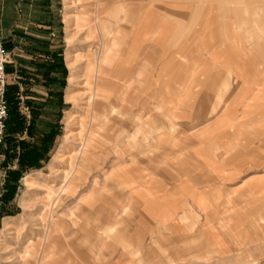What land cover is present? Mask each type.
<instances>
[{"label":"rangeland","instance_id":"1","mask_svg":"<svg viewBox=\"0 0 264 264\" xmlns=\"http://www.w3.org/2000/svg\"><path fill=\"white\" fill-rule=\"evenodd\" d=\"M97 1H88L87 7L76 0H0V46L9 56L8 85L18 87L19 108L27 120L25 102L40 107L31 137L23 134L20 139L37 145L42 139L47 141L39 166L21 173L16 160L5 162L6 133L3 135L0 232L4 221L10 230L0 235V264H264V122H255L260 115L236 114V128L200 140L203 123L211 122L213 115L197 113L202 95H210L203 101L206 106L228 105L233 101L228 95L241 84L224 66H215L213 60L203 57V49L210 48L212 42L200 40V26L214 11L218 21L215 47L227 49L229 34L239 39L247 36V27L258 25L264 3L111 0L102 7ZM120 3L125 12L133 9L138 22L135 54L126 65L133 80L124 92L125 102L118 100L119 88L107 99L119 124L105 146L113 147L118 136L120 158L107 153L96 158L75 197L63 196L53 208L50 215L56 225L47 239L38 220L41 201L61 182L54 177L55 170L74 169L78 155L70 151L79 146L70 147V143L88 136L91 107L99 103L97 97L89 96L82 76L76 86L68 81L66 60L67 52L85 55L87 47L96 52L99 41L95 39L84 48L87 27H81L74 31V45L68 46L65 18L83 14L92 24L96 19L111 20ZM224 8L233 11L226 15ZM121 18L120 25L128 32L127 18ZM228 24L236 31L225 27ZM166 28L167 39L161 41ZM249 43L238 41L237 56L232 60L251 73L250 62L246 64ZM76 59L83 64V56ZM44 64L54 68H43ZM130 80L131 76H126L120 84ZM71 114L78 118L69 126ZM160 129L167 131L166 160L162 161L157 150L151 154L153 162L148 163V154H143L145 143L159 146ZM72 132L78 133L77 137ZM134 132L137 146L133 161V150L128 152L126 141ZM219 167L226 172H210ZM113 169L119 178L110 176L104 183L101 172ZM94 179L97 184L92 187ZM132 179L134 187L148 181L162 191L156 194L149 214L139 202L127 199L131 191L123 183ZM90 188L95 190L96 203L79 204L78 198ZM199 197L206 200L204 211L195 203ZM109 228L112 232L104 233ZM118 235L130 248L111 240Z\"/></svg>","mask_w":264,"mask_h":264},{"label":"crops","instance_id":"2","mask_svg":"<svg viewBox=\"0 0 264 264\" xmlns=\"http://www.w3.org/2000/svg\"><path fill=\"white\" fill-rule=\"evenodd\" d=\"M90 0H76V3L80 6H89ZM111 0H98V4L101 3L102 7L107 5V3ZM247 1H260L264 3V0H247ZM87 3V4H85ZM97 6V5H96ZM263 13H264V9ZM233 11V9L224 8L222 10L223 14L229 15V13ZM228 13V14H227ZM209 14H213L208 16ZM208 17L204 20V23L200 26V32L197 33L202 36V39L205 42H212L210 48H204L203 57L209 58L213 60L215 66L222 65L226 70L234 76L235 80L239 81L240 88L235 90L230 95V98H233V101H230L228 105L218 106V103L211 107L206 106L204 99L206 97H210V95L204 94L202 97L204 98L200 105H198L197 113L198 114H209L213 115V120L211 122H204V130L198 134L200 140H208L214 135L216 136L219 132L230 130L236 128V114H254L260 115L256 116L255 122H264V37L260 36L264 35V16L260 21H258L257 26L247 27V31L245 33V37H240L239 39L233 37L229 34L228 42L229 47L226 49L225 47H215V35L217 34L216 25H217V16L214 11L212 13L209 12ZM127 18V23L129 24L128 32H125L123 27L120 25L121 16ZM72 17L68 16L65 18L66 23V42L68 46L74 45L76 42L77 33L74 32L76 28L87 27L83 36V41H85L84 48L91 45L92 41L98 39L99 41V49L95 52L87 47L85 49V55H79L77 52H67L66 60H67V69L69 70V78L68 81L71 80L74 83V86L78 84V80L80 76L83 77V84L87 87V91L90 92L89 96L97 97L99 99V103L96 106L91 107L92 117L89 118V123L91 124L90 132L88 136L83 137L80 141L79 138L76 140L80 142L70 143V147H78L77 150H71L72 155H78L74 160V169L73 170H55L57 172H53L55 174L54 177L61 179L60 184L58 186L52 187L49 189L46 197H44L41 201V211L38 215L40 226L43 228V234L48 239L49 235L56 225L55 220L50 215L53 211V208L61 201V197L65 196L66 198L75 197L80 186L85 184V172L89 170H93L92 164L96 160V158H101L102 154L108 155L112 154L116 158H120L121 152L118 150L120 146L118 141V136L114 138L113 147L107 148L105 146L110 142L111 136L113 135L114 130L118 127L119 121L115 119L114 113L115 108L108 104V98H110V93H115V90L119 88L121 93H119L118 100L125 102V94L128 86L133 80V72L126 69V65H129L134 57L135 48L137 43V30H138V22L136 21V15L133 12V9L125 12V8L123 4H117L114 7V10L111 14L113 19H96L95 21L89 22L88 20H84L82 18L83 14H73ZM90 24H92L90 26ZM232 25L228 24L225 26L229 29H233ZM246 30V29H245ZM163 31V30H162ZM236 31V28L233 29ZM167 28L162 33L160 39L161 41H165L167 39ZM232 33L233 32H229ZM250 42L247 44L249 47L246 52L249 57L246 64L249 62L252 66L251 73L243 69V64L240 62L237 63L233 61V58L237 56V44L238 41ZM234 45V47H231ZM74 47V46H73ZM90 52V54H89ZM245 54V56H246ZM241 55H244L241 53ZM83 56V64L81 65L80 61L77 60V57ZM219 58L221 61L218 63L215 60ZM71 59V60H70ZM203 64H206L204 61ZM262 68V69H261ZM81 71V72H80ZM82 73V75H81ZM250 73V74H249ZM255 73V75H254ZM130 77L131 80L127 83L120 84L121 80L124 77ZM72 87V86H71ZM123 87V88H122ZM74 90V89H73ZM88 96V97H89ZM115 96V95H114ZM214 96V95H213ZM71 101V100H70ZM219 102V101H218ZM85 110H88L85 108ZM96 111V113L94 112ZM95 113V115H94ZM162 113L166 115L167 111L165 109L162 110ZM86 114V113H85ZM164 115V116H165ZM71 119L69 121V126L74 122L78 116L71 114ZM84 118V117H83ZM85 119V118H84ZM79 123H81L79 121ZM94 124V125H93ZM94 128V130H93ZM168 129V128H165ZM99 131V132H98ZM160 136H162V140L158 144L155 142L153 145L152 142L148 141L145 143L146 150L143 154L147 155V162H153V158L151 154L160 150V157L162 161L166 160V134L167 131L160 129ZM152 133V132H151ZM71 134V133H70ZM78 134V133H77ZM77 134L72 135L76 136ZM136 133L134 132L131 136L127 137L126 144L128 145V152H132L133 150V161L136 159ZM77 137V136H76ZM153 136L149 138L153 140ZM68 136L64 137V140L67 141ZM106 142V143H104ZM162 143V144H161ZM104 150V152H102ZM74 152V153H73ZM226 153V152H225ZM59 154L56 156L58 159ZM60 165V163H59ZM89 169V170H88ZM95 170H98V166H94ZM59 170V171H58ZM117 171V170H116ZM165 171V168L163 169ZM210 172L215 174L225 173L226 170L224 167H219L218 169H210ZM68 173V175H64ZM115 169L110 172H101L103 177V182L106 183L109 181V177H116L114 175ZM26 176L27 184H31V180ZM92 187L97 184V181L94 179L92 182ZM136 181L132 179L129 182L123 183V186L126 188H130L131 194L128 195L127 199L135 200L139 202L148 214L151 212L152 206L156 202V194L162 192L160 190H156L152 187V184L148 181L143 182L142 186L134 187ZM26 185V183H25ZM95 190L90 188L85 195H81L78 198V203L85 206H90L95 202L94 195ZM230 198H226L227 203ZM195 203L199 208L203 211L206 210V200L202 197H199L195 200ZM7 225V226H6ZM10 226L4 221L3 230L0 232V235L4 233V231H8ZM112 228V227H111ZM112 232L110 228L104 231V233ZM112 241H115L122 248H130V246L124 242L118 235L111 237ZM3 241V239H2ZM2 247V245H0ZM132 254H135L133 252Z\"/></svg>","mask_w":264,"mask_h":264},{"label":"trees","instance_id":"3","mask_svg":"<svg viewBox=\"0 0 264 264\" xmlns=\"http://www.w3.org/2000/svg\"><path fill=\"white\" fill-rule=\"evenodd\" d=\"M42 67L48 69L54 68L50 64H44ZM18 97V87L16 85H7L5 92L7 116L4 125L6 149L3 154L6 164H11L13 160H16L19 172L26 173L39 166V162L45 153L47 141L46 139H42L41 144L37 145L36 143L20 139L23 134L31 137L40 116V107L33 105L31 101H26L25 106L29 111V119L27 120L19 108L20 102Z\"/></svg>","mask_w":264,"mask_h":264},{"label":"built area","instance_id":"4","mask_svg":"<svg viewBox=\"0 0 264 264\" xmlns=\"http://www.w3.org/2000/svg\"><path fill=\"white\" fill-rule=\"evenodd\" d=\"M9 63L8 54L0 46V144L3 141L4 125L7 116L5 92L8 85L6 65Z\"/></svg>","mask_w":264,"mask_h":264},{"label":"bare ground","instance_id":"5","mask_svg":"<svg viewBox=\"0 0 264 264\" xmlns=\"http://www.w3.org/2000/svg\"><path fill=\"white\" fill-rule=\"evenodd\" d=\"M70 60H71V59H70ZM91 99H92V98H91ZM68 100H69V99H68ZM90 101H91V100H90ZM75 116H76V115H75ZM77 135H78V134H77ZM77 135H76V136H77ZM77 141H78V140H77ZM73 153H74V152H73ZM71 154H72V152H71ZM62 158H63V157H62ZM69 166H70V165H69ZM58 171H59V170H58ZM6 226H7V225H6Z\"/></svg>","mask_w":264,"mask_h":264}]
</instances>
